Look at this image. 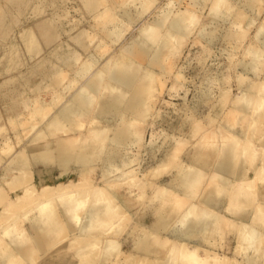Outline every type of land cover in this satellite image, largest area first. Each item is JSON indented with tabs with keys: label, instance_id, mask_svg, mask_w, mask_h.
<instances>
[{
	"label": "bare ground",
	"instance_id": "6f19581e",
	"mask_svg": "<svg viewBox=\"0 0 264 264\" xmlns=\"http://www.w3.org/2000/svg\"><path fill=\"white\" fill-rule=\"evenodd\" d=\"M102 1H82L85 17L99 13L98 25L104 23L108 13V5L104 2L99 5ZM114 1L128 8L126 0ZM147 1L141 2L136 18L147 8ZM217 1H221L220 5ZM217 1V7H223V0ZM258 1L244 0L251 8H255ZM196 4L198 0H190L182 11L158 14L140 32V41L134 40L123 46L121 51L126 52L127 58L109 60L86 76L97 63L101 48L91 46V35L85 30L77 31L76 24L68 31V34L76 33L71 36L74 43L66 41L67 48L58 46L64 21L59 17L60 22L54 23L53 18H58V14L48 11V6L62 10L63 5L59 6L55 0L47 1L44 6H30L21 0L0 3L3 10L0 39L1 31L17 30L11 44L15 52L11 66L6 72H0V163L5 159V168L0 175V200L3 202L0 206V264H107L112 257V264H240L237 255L220 251L228 242L227 224L231 226L230 232L242 239L236 254L242 252L245 264H264V213L258 211L264 210L259 204L264 199V191L260 192L258 187L243 188L254 179H264V163H255L253 172H250L244 166L245 159L240 157L244 148L241 141H253L259 126L263 124L264 127V110L257 109L259 103L264 104V92L253 101L249 100L248 90L256 82H240L242 98L236 106L239 114L232 121L240 122L242 113L250 110L253 120L248 128L232 130L237 137L235 140L230 139L218 147L214 141L211 145H198L186 160L179 163L171 152L176 130L168 135V140L166 138L167 147L157 149L161 152L159 160L142 169L143 176L139 173L141 170L132 168L134 161L127 156L134 144L141 145L143 141L144 135L134 128L147 112L151 94L159 84L162 85L156 67L169 66V53L174 48L170 40L188 36L192 31L195 23L190 20V10ZM68 12L60 13L66 18ZM125 12L126 15L130 13ZM242 17L238 16L235 21ZM164 24L167 29L164 35L153 34L157 26ZM217 29L208 35L210 43L214 42ZM223 38L231 43L237 35L231 27ZM52 46L56 51L48 56V49ZM80 50L90 51L84 62H79ZM249 53L250 58L243 62L247 72L257 70L264 60V44ZM55 56L61 60L59 64L50 63ZM4 57L0 52V63ZM137 61L147 62L141 74L135 69L130 71ZM105 71L110 73V80L117 86L104 91L100 75ZM68 72H73L72 81H81L80 84L64 83ZM21 85L25 87L24 91L20 89ZM87 88L95 95L100 92L104 98L96 101L86 96L84 90ZM52 90L59 93L58 98L50 95ZM27 92L37 93L40 97L30 111V114L35 113L41 106L40 124L21 149L8 154L12 145L20 142L18 137L22 132L17 131L15 140L2 137V134L27 123L18 120L25 107L10 100L21 101ZM93 107H97L92 118L95 125L83 131L82 118ZM52 108L55 109L44 119ZM179 129H183V123ZM106 133H109L107 137ZM257 145L259 147L249 152L250 159L254 156L264 158V139ZM172 166H177L178 170L175 169L169 178H163ZM54 169L59 170L58 180L50 184L45 175ZM97 170L105 177V183L92 181ZM204 170H211L212 174L202 193L197 195ZM73 173L77 179H64ZM34 175H38V182L26 184L25 181ZM140 180L143 182H138ZM112 182L122 184L115 187ZM158 182H161V188L155 187ZM123 183L127 186L138 183L143 193L135 197ZM152 185L156 190L147 199L145 196L150 193ZM6 188L15 191L6 193ZM53 192L57 194L52 197ZM180 203V207L184 204L182 211L177 207ZM251 205L254 210H249ZM34 211L35 214L27 217L25 229L20 215L25 218ZM81 212V219L75 221ZM128 219L133 223L132 228L126 237L120 239L115 234L121 233ZM255 223L258 228L253 226ZM4 233L9 237L4 239Z\"/></svg>",
	"mask_w": 264,
	"mask_h": 264
},
{
	"label": "rangeland",
	"instance_id": "374dc122",
	"mask_svg": "<svg viewBox=\"0 0 264 264\" xmlns=\"http://www.w3.org/2000/svg\"><path fill=\"white\" fill-rule=\"evenodd\" d=\"M47 1L51 0H21L23 4L28 3L30 6H44ZM55 1L56 4H59V6L63 5L62 10H55L54 7L48 6V11L53 13L57 12L58 14V18H53L54 23L60 22L61 19L64 21L61 27L62 39L60 40L58 46L61 47L64 45L63 47L67 48L65 46L66 41L74 43L71 40V36L74 33L72 32V34H68V31H70L71 27L76 24L77 31L79 29L85 30L87 33H89V36L91 35L89 38V41H91V46L94 45L95 47L99 46L101 48V50L97 53L99 56V58L96 59L98 60L97 63L94 64V67L86 75L89 76L94 70H98L100 66L102 67L103 64L109 60L117 61L122 58H127L126 52L121 51L123 46L134 40L140 41V32L151 21H154L158 14L166 11H170L171 14H173L180 9V11H182L187 7L190 0H148L147 8L143 10L142 15L138 18L135 16L138 15L142 5L141 2L143 0H126V2H128L126 3V7L128 8H124L125 5L121 6L114 0H101L102 2L99 4L100 6H102L103 2L108 5V13L106 18L103 20L104 23L101 25L97 24L99 13L88 17L83 15V0ZM223 1V5L221 4L223 7L220 8V6L217 7L216 5L218 1L198 0V4H196L192 10H190V20L195 23V26H193V29H191L192 31L189 32L188 36L177 37L178 39L173 37L170 40V44L174 45V48H172L171 52L169 53V66L163 69L156 67V72L158 73L157 76H159L158 78L161 79L162 85L159 84L157 88H155L156 90H154L151 94V98L148 101L147 112H144L143 119H141L134 128L138 133L141 132L144 135L141 145L134 144L130 148L131 150L129 149L127 153V156H129L128 158L130 159L131 157L134 161L131 164L132 168H135L137 171L141 170L139 172L141 175L143 173V168L153 165L159 160V155L161 152L157 149L160 146L163 147V149L166 148L168 143L165 142H167L170 137H168V135L172 134L176 130L177 137L172 142L171 152L176 156L180 163L181 161L186 160L188 154L198 145H211L214 141L213 144L218 147L220 144L222 145L230 139L235 140L237 137L235 134L233 135L234 132L232 130L242 127L248 128V124L251 122V120H253L251 119V110L249 112L242 113V119L240 122L235 123V120L232 121V118L239 114V111L236 110V106L242 98V88H240L241 81L244 80L247 82V84L256 82L255 85L248 90L250 94L249 100L251 101H253L254 98H258L259 94L264 92V60L260 62L257 70H251L249 72L245 71L243 63L245 62L244 60L250 58L249 54L251 53H249V51L251 49L261 48L264 44V0H259L256 2L254 6L255 8L249 7L244 2V0ZM1 2H3V0H0V3ZM219 2L218 5H220ZM227 2L229 3L225 5ZM215 5L217 7L216 9L214 8ZM126 10L130 12L128 15H126ZM60 12H68L69 15L67 14V17L64 18ZM2 14L3 10L0 9V16ZM131 15H133L134 18L131 17ZM238 16H243L242 18L245 19L243 20L241 18L237 20V22L235 21V18ZM223 22L228 24V26ZM229 23L233 24L229 25ZM166 24H164V26H157L154 29L153 34H157L159 37L164 35L167 31ZM231 27L234 32H236L237 39L235 38L233 42L229 43L223 38V35L228 29H231ZM215 28H218L217 36L214 38V42L210 43L208 41V35H211V32L214 31ZM111 29H114V32L112 34H108L109 30ZM16 31V28H10L9 30L3 31V33L1 31L2 37L0 39V52H2L5 57L0 63V72H6L11 66V57L13 54H15L11 44L15 41ZM54 48L55 47L52 46L48 49V56L56 51ZM89 53L90 51L80 50L81 58L79 59V62L81 60L83 62L87 60L90 56ZM23 56L24 55L22 54L20 55L22 59H24ZM51 62H56L59 64L61 60L55 56L50 60V63ZM145 64H147L146 61H137L132 65L130 71L135 69L137 73L141 74L145 71ZM73 77L74 73L68 72L67 76H65L64 83L68 85L72 83L73 85L76 84V86L80 84L81 81H72ZM109 77L110 73L107 71L101 73L100 75L102 81L101 85L104 88V91L109 87L112 88L115 85L117 86V84L112 82ZM24 79L25 78H23L22 81H24ZM44 84L45 83H43V85ZM24 88L25 87L23 85L20 86L22 91H24ZM58 94L59 93L54 90L50 92V95L54 98H58ZM67 94H69V92H67ZM84 94L94 98L96 101L102 100L104 98L100 92L98 95H95L94 92L88 88L84 90ZM66 96L63 98V100L66 98ZM37 99H40L37 93L32 94L27 92L25 95H23L21 101H18V99L15 101H12L13 99L10 100L11 103L15 102L17 106L20 105L21 107H25V109L19 115L18 120H24L27 121V123L19 127L8 129L2 134V137L15 140L16 136L18 137L17 131L20 129L22 132L21 136L18 137L20 142L17 143V145H12V149L9 150L8 154H11V152L16 149H21V146L24 145V143L28 140V138L31 137V135L39 126V116L43 114L41 106H38L35 113L30 114L31 108H34L35 104L37 103ZM54 109L55 108L49 110L47 112V116L44 119H46ZM257 109L264 110V104L262 105L259 103V107ZM44 112L46 113V111ZM96 112L97 107H93L90 112L84 114L82 118L83 123L85 124L82 129L83 131H87L89 127L95 125V122L92 118ZM6 117L7 119L9 118V116ZM182 123L183 129H179V131L178 128ZM262 125L263 124L259 126L258 124L259 128L257 131L259 133L256 132V136L254 135L255 138L253 141H241V143L244 142V148L240 157L243 158V160L245 159L244 166L247 167L250 172H253L255 163L258 162V164L261 165L264 163V158H262V156H254L250 159L249 153L253 152L254 149L259 147L257 144L264 139V127ZM261 126L263 127L262 129ZM259 129L261 130L259 131ZM108 135L109 133H106L105 137ZM178 140L181 141L178 143ZM162 144H164L165 147ZM153 145L156 151L154 150ZM3 168H5V159L0 163V175L2 174ZM99 169L100 168H98V170ZM175 169L178 170L177 166L176 168L172 166L169 171H173H166L163 174V178H169L171 174L176 171ZM211 170L202 171L203 182L201 184V188L197 192V195L201 194L206 187L207 182L209 181V178L212 174ZM97 171L96 174L92 175V181L99 184L105 183V177L100 176L99 171ZM58 174V169L50 171L45 175L46 182L53 184L55 180H58ZM70 177L77 179V175L74 173L66 175L64 179H70ZM35 180L38 182V175L31 176V178L26 180L25 183H31ZM138 182L141 183L143 181L140 180ZM159 183L161 182L155 183L157 184L155 187L161 188V184ZM112 184L115 187H120L122 182H112ZM123 185H125V187L129 189L131 191L130 193H133V196L135 197L137 194L143 193V188L138 183L134 184V186H127L128 184L126 185V183H123ZM155 187H153V185L150 186V193L147 194L145 198L150 199V197L153 196V193L155 192L154 190H156ZM256 187L259 188L260 192L264 191L263 178L259 179L258 181L254 179L245 184L243 188L251 190ZM6 189V193H14L15 191V189L12 188ZM54 194L57 193L53 192L50 195L53 197ZM195 199H197V196ZM263 202L264 199L261 201V203H259L260 205H263V208L261 209H264V204H262ZM2 203V200H0V206ZM180 206L181 203L177 207ZM182 207H180V211H182ZM249 207L251 208H249V210H254L253 205ZM258 211L259 214L264 213V210ZM35 213L36 211L27 215L25 218H23L24 216L20 215L22 219L21 225L24 226L25 229H27V217ZM82 215L83 212L77 215L75 221L80 220ZM16 217L19 218L18 216ZM132 225L133 223L131 219H128L126 225L122 226L123 228L121 227L123 230L120 228L121 233L115 235L118 238L123 239L128 235ZM253 226L258 228L257 223H255ZM230 229V224H227L225 230L229 231V233L226 234L228 242L226 243V246L223 245V247L220 248V251L231 256L237 255L239 257L240 264H245V258H243V255H241L242 252L237 251L236 254V249L239 244H242V239L240 237V239H238L236 235H233L230 232ZM111 233L112 232L108 233V235H111ZM6 237H9L8 233L3 234V238L5 239ZM242 250L244 251L245 249L242 248ZM112 258L107 262V264H112L114 261V258L113 260ZM122 261H124V257L122 258Z\"/></svg>",
	"mask_w": 264,
	"mask_h": 264
}]
</instances>
